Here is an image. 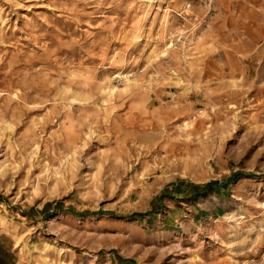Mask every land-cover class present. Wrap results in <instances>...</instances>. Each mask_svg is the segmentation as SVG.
Wrapping results in <instances>:
<instances>
[{
	"label": "rangeland",
	"instance_id": "1",
	"mask_svg": "<svg viewBox=\"0 0 264 264\" xmlns=\"http://www.w3.org/2000/svg\"><path fill=\"white\" fill-rule=\"evenodd\" d=\"M0 234L18 264H264V0H0Z\"/></svg>",
	"mask_w": 264,
	"mask_h": 264
},
{
	"label": "crops",
	"instance_id": "2",
	"mask_svg": "<svg viewBox=\"0 0 264 264\" xmlns=\"http://www.w3.org/2000/svg\"><path fill=\"white\" fill-rule=\"evenodd\" d=\"M193 190V189H192ZM197 190H201L200 187H195V189L192 191V193H190V197H193L194 195L196 196V191ZM184 193H188V190H183ZM194 192V194H193ZM189 198V197H188ZM5 235L7 238L9 237L8 234H0V236ZM17 253V247L16 244H11V245H7V244H0V264H18V259L13 258V260H10V257L12 256V254H16Z\"/></svg>",
	"mask_w": 264,
	"mask_h": 264
},
{
	"label": "trees",
	"instance_id": "3",
	"mask_svg": "<svg viewBox=\"0 0 264 264\" xmlns=\"http://www.w3.org/2000/svg\"><path fill=\"white\" fill-rule=\"evenodd\" d=\"M231 182H232V181H231ZM231 182H230V183H231ZM207 187H208V189H212V187H211V183L208 184ZM213 191H214V190H213ZM211 192H212V191H211Z\"/></svg>",
	"mask_w": 264,
	"mask_h": 264
},
{
	"label": "built area",
	"instance_id": "4",
	"mask_svg": "<svg viewBox=\"0 0 264 264\" xmlns=\"http://www.w3.org/2000/svg\"><path fill=\"white\" fill-rule=\"evenodd\" d=\"M201 2H211V0H200Z\"/></svg>",
	"mask_w": 264,
	"mask_h": 264
},
{
	"label": "bare ground",
	"instance_id": "5",
	"mask_svg": "<svg viewBox=\"0 0 264 264\" xmlns=\"http://www.w3.org/2000/svg\"><path fill=\"white\" fill-rule=\"evenodd\" d=\"M171 46V45H170Z\"/></svg>",
	"mask_w": 264,
	"mask_h": 264
}]
</instances>
